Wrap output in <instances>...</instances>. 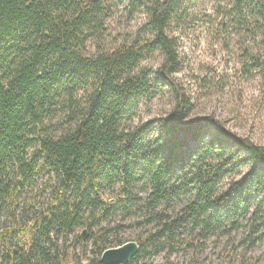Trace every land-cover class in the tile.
<instances>
[{
	"label": "trees",
	"instance_id": "obj_1",
	"mask_svg": "<svg viewBox=\"0 0 264 264\" xmlns=\"http://www.w3.org/2000/svg\"><path fill=\"white\" fill-rule=\"evenodd\" d=\"M104 1L0 0V264H103L107 234L123 224L102 233L93 226L113 215L148 227L126 264L183 241L199 248L244 223L247 240L263 239V146L221 136L218 125L206 139L209 126L150 136L152 121L135 122L137 105L156 85L148 69L136 70L139 63L159 50L162 69L179 71L177 32L169 34L168 24L182 15L184 0H129L147 15L150 38L88 53ZM213 13L224 27L249 23L264 48V0H215ZM248 65L264 73V57ZM179 97L178 121L188 112ZM43 172L54 181L45 208L2 223ZM79 226L85 240L75 234Z\"/></svg>",
	"mask_w": 264,
	"mask_h": 264
},
{
	"label": "rangeland",
	"instance_id": "obj_2",
	"mask_svg": "<svg viewBox=\"0 0 264 264\" xmlns=\"http://www.w3.org/2000/svg\"><path fill=\"white\" fill-rule=\"evenodd\" d=\"M184 2L182 15L168 24L169 34L177 32L179 71L168 74L162 69L164 60L159 50L150 52L139 63L136 70L148 69L156 85L150 96L137 105L135 122L152 121L150 136L163 129L181 137L199 127L209 126L206 139L217 133L215 126L218 125L223 129L221 136L235 135L264 147V73L248 65L253 56L264 57L262 41L248 27L249 23H240L234 28L230 24L224 27L220 15L213 13L215 0ZM103 6L102 24L85 42L88 53L150 38L148 17L142 7L131 8L129 0H105ZM157 77L171 82L174 89ZM179 96L188 102V112L180 121L177 119L181 111H176ZM53 182L45 172L39 174L22 193L15 216L2 217L1 222L16 224L25 219L27 213L34 217L45 208ZM103 192L111 196L115 189L105 187ZM28 204L30 206L26 209ZM262 216L264 218V211ZM135 220L113 215L93 228H100L102 233L108 227L123 224L107 234L104 248L108 249L117 246V239L124 243L138 241L148 227ZM83 229L79 226L75 234H81ZM247 234L244 223L229 234L209 237L199 248H190L183 241L170 252L165 249L139 261V264H264V238L253 239L251 243L246 238ZM57 243L61 246L62 238L58 237ZM86 247L91 255L92 239Z\"/></svg>",
	"mask_w": 264,
	"mask_h": 264
},
{
	"label": "water",
	"instance_id": "obj_3",
	"mask_svg": "<svg viewBox=\"0 0 264 264\" xmlns=\"http://www.w3.org/2000/svg\"><path fill=\"white\" fill-rule=\"evenodd\" d=\"M88 231L84 228L80 234L81 239L85 240ZM139 245L136 241H128L116 247L105 249L100 255L103 264H126L137 254Z\"/></svg>",
	"mask_w": 264,
	"mask_h": 264
}]
</instances>
